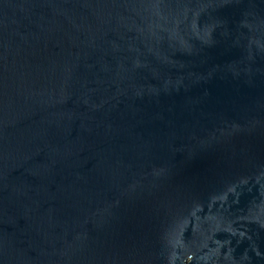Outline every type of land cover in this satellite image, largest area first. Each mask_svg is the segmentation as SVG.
I'll use <instances>...</instances> for the list:
<instances>
[{"label": "water", "instance_id": "95a60500", "mask_svg": "<svg viewBox=\"0 0 264 264\" xmlns=\"http://www.w3.org/2000/svg\"><path fill=\"white\" fill-rule=\"evenodd\" d=\"M0 264H264V0H0Z\"/></svg>", "mask_w": 264, "mask_h": 264}]
</instances>
